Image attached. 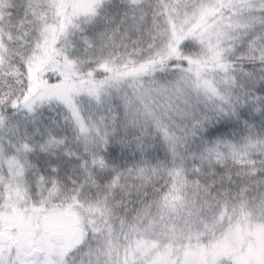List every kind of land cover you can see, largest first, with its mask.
<instances>
[{
	"label": "snow or ice",
	"instance_id": "1",
	"mask_svg": "<svg viewBox=\"0 0 264 264\" xmlns=\"http://www.w3.org/2000/svg\"><path fill=\"white\" fill-rule=\"evenodd\" d=\"M257 234L264 0H0V264H264Z\"/></svg>",
	"mask_w": 264,
	"mask_h": 264
},
{
	"label": "rangeland",
	"instance_id": "2",
	"mask_svg": "<svg viewBox=\"0 0 264 264\" xmlns=\"http://www.w3.org/2000/svg\"><path fill=\"white\" fill-rule=\"evenodd\" d=\"M256 240H257V243L258 244H264V235L257 234ZM235 242H236L237 247H239L240 243L242 242L241 241V238L239 236H237L235 238ZM221 246L222 247H229V248H231L232 247V244L229 243V242H227V241H225V242L222 243ZM260 251H264V248L253 247L251 244H249V246H248V248L246 250V253L243 256V259L246 262L249 256H251V255H258Z\"/></svg>",
	"mask_w": 264,
	"mask_h": 264
}]
</instances>
